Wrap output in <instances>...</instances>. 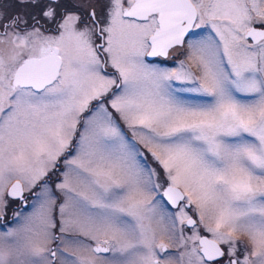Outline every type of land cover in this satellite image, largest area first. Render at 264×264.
<instances>
[{
    "label": "snow or ice",
    "instance_id": "obj_1",
    "mask_svg": "<svg viewBox=\"0 0 264 264\" xmlns=\"http://www.w3.org/2000/svg\"><path fill=\"white\" fill-rule=\"evenodd\" d=\"M0 264H264V0H0Z\"/></svg>",
    "mask_w": 264,
    "mask_h": 264
}]
</instances>
